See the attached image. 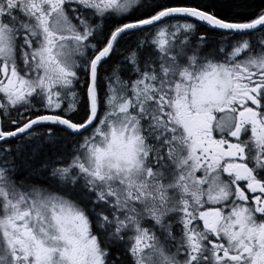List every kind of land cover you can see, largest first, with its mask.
Returning a JSON list of instances; mask_svg holds the SVG:
<instances>
[{"label":"snow or ice","instance_id":"snow-or-ice-1","mask_svg":"<svg viewBox=\"0 0 264 264\" xmlns=\"http://www.w3.org/2000/svg\"><path fill=\"white\" fill-rule=\"evenodd\" d=\"M0 264H264V0H0Z\"/></svg>","mask_w":264,"mask_h":264}]
</instances>
